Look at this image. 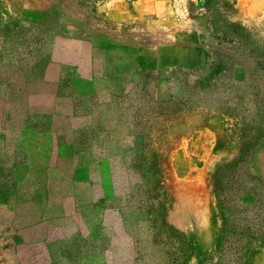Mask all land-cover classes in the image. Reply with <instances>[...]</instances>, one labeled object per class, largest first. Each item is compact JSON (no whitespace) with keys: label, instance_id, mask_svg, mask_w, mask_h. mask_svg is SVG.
Returning a JSON list of instances; mask_svg holds the SVG:
<instances>
[{"label":"rangeland","instance_id":"1","mask_svg":"<svg viewBox=\"0 0 264 264\" xmlns=\"http://www.w3.org/2000/svg\"><path fill=\"white\" fill-rule=\"evenodd\" d=\"M100 1L0 0V203L84 207L114 157L139 180L113 200L128 264H264V12L178 0L142 33ZM185 177L195 216L172 218Z\"/></svg>","mask_w":264,"mask_h":264},{"label":"crops","instance_id":"2","mask_svg":"<svg viewBox=\"0 0 264 264\" xmlns=\"http://www.w3.org/2000/svg\"><path fill=\"white\" fill-rule=\"evenodd\" d=\"M250 2L254 4V14L264 12V0ZM177 3L178 0H101L98 11L115 28L128 26L145 33L143 29L154 26L150 20L171 17L169 14ZM258 3L262 5L259 7ZM168 33L161 35L170 36ZM67 40L74 43L70 47L74 55H68L70 58H83L84 50L93 49L91 39L72 37ZM113 158H105L103 169L89 174L90 196L97 193L99 198L97 201L90 199L84 207L71 204L66 208L59 204L56 207L62 212L46 214L53 207L48 202L24 207L16 203H0V264H128L130 237L125 225L115 218L117 206L113 200L115 195L129 193L130 184L137 186L139 180L132 173L134 169L131 166L115 170L111 165ZM168 185L173 195L167 216L174 218L176 210L184 209L187 212L185 217L193 219V180L185 177L179 183L170 178ZM9 193L15 192L11 189Z\"/></svg>","mask_w":264,"mask_h":264},{"label":"bare ground","instance_id":"3","mask_svg":"<svg viewBox=\"0 0 264 264\" xmlns=\"http://www.w3.org/2000/svg\"><path fill=\"white\" fill-rule=\"evenodd\" d=\"M186 187H187V186H186ZM194 188H195V187H194ZM186 191H187V190H186ZM192 192H193V191H192ZM185 195H186V194H185ZM191 195H192V194H191ZM191 195H190V196H191ZM174 196H175V195H174ZM189 198H190V197H189ZM192 199H193V198H192ZM192 199H191V201H192ZM195 199H196V198H195ZM195 199H194V200H195ZM187 202H189V201H187ZM192 204H193V203H192ZM192 204H191V205H192ZM197 205H198V204H197ZM191 209H192V208H191Z\"/></svg>","mask_w":264,"mask_h":264}]
</instances>
